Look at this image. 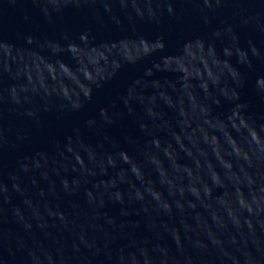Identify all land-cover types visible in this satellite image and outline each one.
Returning <instances> with one entry per match:
<instances>
[{
    "label": "water",
    "instance_id": "obj_1",
    "mask_svg": "<svg viewBox=\"0 0 264 264\" xmlns=\"http://www.w3.org/2000/svg\"><path fill=\"white\" fill-rule=\"evenodd\" d=\"M0 264H264V0H0Z\"/></svg>",
    "mask_w": 264,
    "mask_h": 264
}]
</instances>
